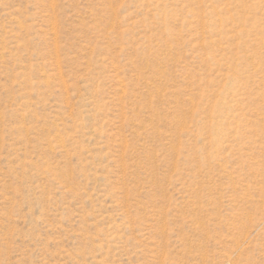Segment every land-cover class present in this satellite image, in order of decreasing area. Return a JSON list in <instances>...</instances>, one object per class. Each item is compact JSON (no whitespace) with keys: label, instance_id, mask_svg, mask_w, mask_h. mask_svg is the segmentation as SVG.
<instances>
[{"label":"rangeland","instance_id":"rangeland-1","mask_svg":"<svg viewBox=\"0 0 264 264\" xmlns=\"http://www.w3.org/2000/svg\"><path fill=\"white\" fill-rule=\"evenodd\" d=\"M0 264H264V0H0Z\"/></svg>","mask_w":264,"mask_h":264}]
</instances>
